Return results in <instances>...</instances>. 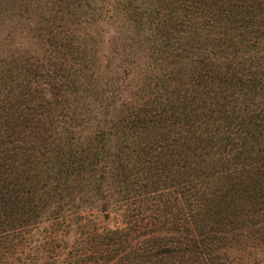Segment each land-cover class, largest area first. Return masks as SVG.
Segmentation results:
<instances>
[{
  "label": "trees",
  "instance_id": "obj_1",
  "mask_svg": "<svg viewBox=\"0 0 264 264\" xmlns=\"http://www.w3.org/2000/svg\"><path fill=\"white\" fill-rule=\"evenodd\" d=\"M0 264H264V0H0Z\"/></svg>",
  "mask_w": 264,
  "mask_h": 264
}]
</instances>
